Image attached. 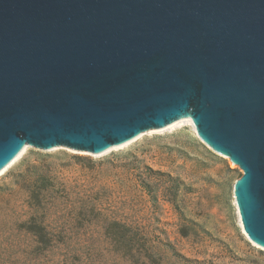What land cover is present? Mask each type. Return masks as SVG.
<instances>
[{"label":"water","instance_id":"obj_1","mask_svg":"<svg viewBox=\"0 0 264 264\" xmlns=\"http://www.w3.org/2000/svg\"><path fill=\"white\" fill-rule=\"evenodd\" d=\"M185 111L264 246V0H0V164L116 150Z\"/></svg>","mask_w":264,"mask_h":264},{"label":"rangeland","instance_id":"obj_2","mask_svg":"<svg viewBox=\"0 0 264 264\" xmlns=\"http://www.w3.org/2000/svg\"><path fill=\"white\" fill-rule=\"evenodd\" d=\"M54 149L26 147L0 175V264H264L238 177L195 125L101 157Z\"/></svg>","mask_w":264,"mask_h":264},{"label":"bare ground","instance_id":"obj_3","mask_svg":"<svg viewBox=\"0 0 264 264\" xmlns=\"http://www.w3.org/2000/svg\"><path fill=\"white\" fill-rule=\"evenodd\" d=\"M185 122L189 123L190 126H193L195 124L194 122V115L193 113L191 112H182L180 113L179 115H177L176 117H173L171 118L170 120L162 123L161 125L153 128L152 130L146 132L145 134H151V133H159V132H163L165 130H173L175 129L177 126H181L183 124H185ZM197 128V127H196ZM197 133H198V130H197ZM199 134V133H198ZM142 136V135H141ZM141 136L137 137L136 139L128 142L127 144L121 146L120 148L116 149V150H120V149H123L125 147H127L128 145H130L131 143H133L134 141H136L138 138H140ZM199 137L201 140H203L205 142V140L203 139L202 136H200L199 134ZM26 149V147H21V146H18L14 151L13 153H11L9 155V157L3 161L1 164H0V175H2L5 170L7 168H9L11 165H13V163L20 157V155L24 152V150ZM47 150H53L54 148H50V147H46ZM56 149V148H55ZM54 149V150H55ZM65 149V148H64ZM75 149H78V150H81L82 152L85 151L86 154L88 153L89 155H91L92 157H101L111 151H115V150H110V149H101V150H98V151H95V152H91L90 150H85V149H80V148H75ZM67 150V148L65 149ZM78 150H77V153H78ZM74 153V151H72ZM80 154H84V153H81L79 152ZM87 154V155H88ZM235 192H236V189H235ZM236 195V194H235ZM236 201H237V198H236ZM244 230V229H243ZM247 235V234H246ZM248 239L253 242L254 245H256L257 247H259L260 249L264 250V246L260 243H258L257 241L253 240L252 238H250L248 235H247Z\"/></svg>","mask_w":264,"mask_h":264},{"label":"trees","instance_id":"obj_4","mask_svg":"<svg viewBox=\"0 0 264 264\" xmlns=\"http://www.w3.org/2000/svg\"><path fill=\"white\" fill-rule=\"evenodd\" d=\"M228 169V171H231V169L230 168H227ZM168 243V242H167ZM167 245H169V244H167Z\"/></svg>","mask_w":264,"mask_h":264}]
</instances>
